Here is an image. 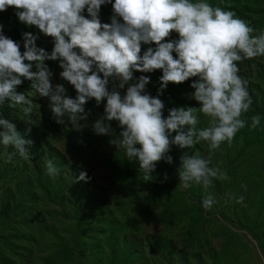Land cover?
I'll use <instances>...</instances> for the list:
<instances>
[{
	"label": "rangeland",
	"instance_id": "obj_1",
	"mask_svg": "<svg viewBox=\"0 0 264 264\" xmlns=\"http://www.w3.org/2000/svg\"><path fill=\"white\" fill-rule=\"evenodd\" d=\"M15 12L14 8L0 12L3 34L19 43L23 52V34L31 33L38 37L36 46L50 54L53 38L21 23ZM261 13L252 9L240 18L264 30L258 25ZM112 16V5H102L101 23H111ZM167 39H178V34ZM148 47L155 45H142L141 54ZM45 64L53 73V86L63 85L66 96L75 98L74 87L60 76L59 60ZM238 67L253 103L244 116L248 124L233 144H222L211 156L210 166L226 170L230 179L214 180L209 192L218 203L209 211L195 204L204 196L200 186L177 187L180 158L187 149L172 145L168 153L172 163L158 162L153 180L146 182L138 160L129 161L124 149L111 143L121 139L122 129L117 121L103 120L106 100L85 104L81 115L86 119L79 121L78 130L67 115L63 124L57 123L49 99L23 80L17 92L31 102L30 116L23 110L27 104L0 106V119L9 120L24 139L33 141L30 160L18 154L9 160L14 147L0 144V264H264V56L238 62ZM32 70L36 71L34 65ZM140 76L150 80L146 94L164 103L165 118L172 108L200 107L190 98L197 78L169 83L161 92V70L134 72L123 89L110 78L109 91L123 96ZM253 115L261 117L256 129L250 127ZM98 120L109 126L107 134L95 133ZM200 121L198 127L206 126L203 115ZM191 151L209 155L203 141ZM46 160L59 168L55 178L46 175ZM81 172L87 173L83 181L78 180ZM227 192L243 196V203L226 204Z\"/></svg>",
	"mask_w": 264,
	"mask_h": 264
},
{
	"label": "clouds",
	"instance_id": "obj_2",
	"mask_svg": "<svg viewBox=\"0 0 264 264\" xmlns=\"http://www.w3.org/2000/svg\"><path fill=\"white\" fill-rule=\"evenodd\" d=\"M105 4L112 5L111 23L99 19ZM8 8L16 9L21 23L52 37L54 47L49 54L36 46L38 37L24 33L21 52L20 44L0 29V106L27 104L23 110L30 116L31 102L17 92L26 79L41 97L49 99L57 123L63 124L67 115L79 130V121L86 119L81 115L85 104L91 99L97 105L106 100L103 120L117 121L122 129L121 139L111 143L123 148L129 161L138 160L144 181L153 180L158 162L172 163L168 153L175 145L187 149L180 158L177 187L187 190L200 186L205 211L218 203L209 189L214 180L230 178L226 170L210 166L211 156L222 144L231 146L248 124L244 116L253 100L247 79L239 74L238 62L264 56V30L258 31L251 21L240 18L223 0L215 6L209 0H0V12ZM173 32L178 39L168 40ZM152 44L154 48L148 47L141 54L142 45ZM57 60L63 69L60 76L74 87L75 98L66 96L63 85L51 83L53 73L45 61ZM155 70L162 71L161 92L169 83L178 85L197 78L191 84L194 92L190 98L200 107L172 108L165 118L164 103L145 92L150 83L145 76L131 84L123 96L115 89L109 91L110 78L119 81L118 87L123 89L133 80L134 72ZM201 115L206 126L198 127ZM260 124V115H253L251 129ZM0 127V144L15 149L9 160L14 154L30 160L33 141L24 139L9 120L0 119ZM94 131L105 135L109 126L98 120ZM202 141L208 145L207 157L191 151ZM45 166L49 177L59 174L52 160H46ZM86 176L81 172L78 180ZM241 187L246 190V185ZM232 201L242 204L244 197L225 193L224 202Z\"/></svg>",
	"mask_w": 264,
	"mask_h": 264
},
{
	"label": "trees",
	"instance_id": "obj_3",
	"mask_svg": "<svg viewBox=\"0 0 264 264\" xmlns=\"http://www.w3.org/2000/svg\"><path fill=\"white\" fill-rule=\"evenodd\" d=\"M223 4L230 5L231 10L235 11L239 17H242L243 14L251 12L252 9L256 11H260V9L263 10V13L258 16V25H261L260 28L264 27V0H224ZM195 204L200 207L201 199L196 198ZM75 217L78 218V216Z\"/></svg>",
	"mask_w": 264,
	"mask_h": 264
}]
</instances>
